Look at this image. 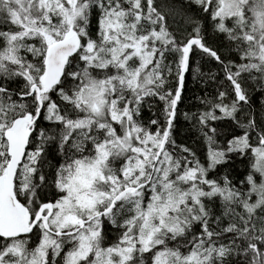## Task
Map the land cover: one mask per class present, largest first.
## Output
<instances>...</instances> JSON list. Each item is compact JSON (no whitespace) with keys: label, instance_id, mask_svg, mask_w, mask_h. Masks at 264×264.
Instances as JSON below:
<instances>
[{"label":"snow or ice","instance_id":"obj_1","mask_svg":"<svg viewBox=\"0 0 264 264\" xmlns=\"http://www.w3.org/2000/svg\"><path fill=\"white\" fill-rule=\"evenodd\" d=\"M163 7L0 0V264H264V0Z\"/></svg>","mask_w":264,"mask_h":264},{"label":"trees","instance_id":"obj_2","mask_svg":"<svg viewBox=\"0 0 264 264\" xmlns=\"http://www.w3.org/2000/svg\"><path fill=\"white\" fill-rule=\"evenodd\" d=\"M180 0H157L158 5H163L162 10L167 11L168 7L173 5H178ZM176 23L182 24L179 16L176 17ZM95 18L92 22V27L95 28ZM5 29V26L0 24V30ZM202 63V62H201ZM211 69L213 72H216L217 69L214 64L204 65L202 67V71L207 73ZM222 73H218V79L220 83L213 82L212 80L207 79L206 77L201 78H193V74L189 71L185 77V88L183 93V103L180 105V112L178 115V124L181 132V137L185 143L194 147L197 151L198 156L203 160V154L205 152V146L202 143V139L200 138L197 130L189 121L185 120L183 113H197L198 111L204 110V105L200 103L199 98H203L205 94L208 95L209 98L214 97L217 87H223V89L227 90L228 85L226 81L222 80ZM250 97L252 99L253 106L259 111L261 101L264 100V96L258 91L251 90L249 91ZM151 113L148 111L147 106L144 109V116L147 118ZM247 163L248 161L237 159L230 169L234 178H242L243 174L247 171ZM115 239V232L109 233V242Z\"/></svg>","mask_w":264,"mask_h":264},{"label":"water","instance_id":"obj_3","mask_svg":"<svg viewBox=\"0 0 264 264\" xmlns=\"http://www.w3.org/2000/svg\"><path fill=\"white\" fill-rule=\"evenodd\" d=\"M187 73L185 74V77H186Z\"/></svg>","mask_w":264,"mask_h":264}]
</instances>
